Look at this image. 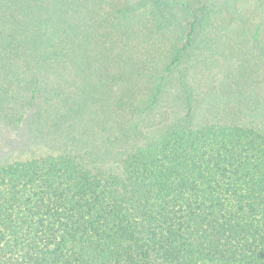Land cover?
<instances>
[{
	"label": "trees",
	"instance_id": "16d2710c",
	"mask_svg": "<svg viewBox=\"0 0 264 264\" xmlns=\"http://www.w3.org/2000/svg\"><path fill=\"white\" fill-rule=\"evenodd\" d=\"M207 2L0 0V118L102 145L0 163V264H264V0Z\"/></svg>",
	"mask_w": 264,
	"mask_h": 264
},
{
	"label": "rangeland",
	"instance_id": "374dc122",
	"mask_svg": "<svg viewBox=\"0 0 264 264\" xmlns=\"http://www.w3.org/2000/svg\"><path fill=\"white\" fill-rule=\"evenodd\" d=\"M231 0H208V4H227V2H230ZM235 100L233 97L228 95H221L216 92H212L210 95L206 96L204 100L200 103L199 107V113L201 114L203 110L206 109V105L208 103H214V104H230L233 103ZM0 102H5L1 100L0 96ZM79 104V103H78ZM1 105V104H0ZM80 106V105H79ZM85 108V104L82 106ZM86 114V111L84 112ZM202 115H200L201 117ZM255 116V115H254ZM16 121V120H15ZM14 121V122H15ZM12 125V126H11ZM5 126H10L11 129H6ZM89 127L86 128V126L82 127L80 129V133H72V138L70 141L59 139L56 145L54 147H50L47 144H45L44 141L40 140L39 138H34L32 135V138L35 139L37 142L36 144L30 145V147H24L23 143L28 142L26 139L27 135H30L28 125L25 123H19V121L15 122L13 124H8L7 120L0 118V163L8 162L14 159H24L30 156H39L40 154H46V153H56L58 151L59 145H66L71 147L72 149L76 150H86L90 145L92 146L93 153H97L99 149L102 147L99 137H97V140L93 143L90 142L89 138L92 135V132L89 131ZM27 134V135H25ZM58 137H61V135H58ZM24 138V142H23ZM64 138V137H63ZM62 142V143H61ZM22 144V145H20ZM50 144V143H49ZM89 157H91V154H87ZM89 164L92 166H96L100 169L105 168H111L112 164H109V161L101 158H91L89 160ZM113 168V167H112Z\"/></svg>",
	"mask_w": 264,
	"mask_h": 264
}]
</instances>
